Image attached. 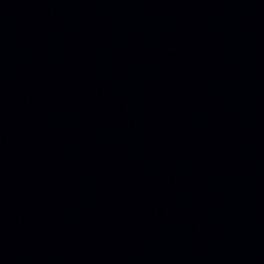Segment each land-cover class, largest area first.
<instances>
[{"label":"water","instance_id":"obj_1","mask_svg":"<svg viewBox=\"0 0 264 264\" xmlns=\"http://www.w3.org/2000/svg\"><path fill=\"white\" fill-rule=\"evenodd\" d=\"M0 264H264V0H0Z\"/></svg>","mask_w":264,"mask_h":264}]
</instances>
